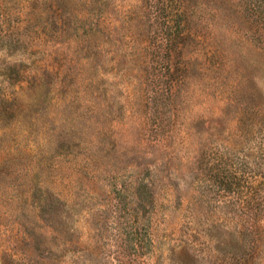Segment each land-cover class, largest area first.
<instances>
[{"label":"rangeland","instance_id":"374dc122","mask_svg":"<svg viewBox=\"0 0 264 264\" xmlns=\"http://www.w3.org/2000/svg\"><path fill=\"white\" fill-rule=\"evenodd\" d=\"M185 2L202 41L158 108L109 50L177 0H0V264H264V1Z\"/></svg>","mask_w":264,"mask_h":264},{"label":"trees","instance_id":"16d2710c","mask_svg":"<svg viewBox=\"0 0 264 264\" xmlns=\"http://www.w3.org/2000/svg\"><path fill=\"white\" fill-rule=\"evenodd\" d=\"M177 1L176 7L167 6L163 11L155 10L152 14L149 13L151 21L145 26V32H137L129 26L127 28L128 32L122 34L127 43L121 51L109 50L113 54L110 57V62L116 65H119L121 55L128 56L126 64H120L119 70L123 77L125 74L127 75V81H124L122 86H126L127 89L130 88L134 93L145 90L147 73L152 70L155 75V86L157 87L155 92H160L157 98L159 100L158 108L166 107L174 100L177 88L187 80L192 66L191 56L186 54L190 52L192 43H201L202 41L196 28L189 23V9L185 0ZM263 1L256 0L259 3ZM159 17H162V22L156 21ZM8 18L0 5V48L4 47L9 40H12V42L19 40L16 36L14 37V26L9 27ZM28 68L27 66L26 70L22 69L21 72L25 73L26 77L35 76L34 72L28 70ZM90 79L92 83L96 82L95 78ZM143 96L146 100V93ZM0 97H4L5 101L8 102L12 96L8 90H5V92L0 93ZM142 99V96H140L141 101ZM175 117L176 113H170L164 119L157 116L153 126L155 133L164 122L167 121L173 124ZM152 143L156 146L161 143L167 147L164 140L160 141L159 137H153Z\"/></svg>","mask_w":264,"mask_h":264}]
</instances>
